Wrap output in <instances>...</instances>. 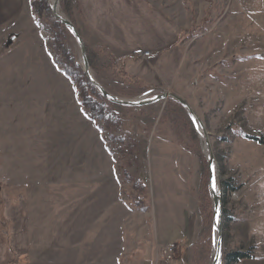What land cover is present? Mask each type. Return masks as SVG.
<instances>
[{"label": "rangeland", "instance_id": "1", "mask_svg": "<svg viewBox=\"0 0 264 264\" xmlns=\"http://www.w3.org/2000/svg\"><path fill=\"white\" fill-rule=\"evenodd\" d=\"M22 1L21 12L3 30H17L15 41L0 35V181L9 197L24 196L27 238L12 236L13 244L22 240L28 249L21 264H156L179 258L181 264H212L216 233L203 133L173 99L142 108L110 102L121 124L103 131L104 123L91 119L74 84L54 63L49 36L56 29L35 14L34 2L43 0ZM149 1L180 30L185 61L198 60V73L189 80L198 94L207 80L226 82L220 76L225 70L238 72L244 86L245 97L229 117L208 110L204 95L198 99L201 112L209 113L199 116L220 159L223 190L222 173L230 177L221 165L223 147L233 138L225 132L228 124L241 125L247 139L243 127L264 125L257 115L264 113V94L256 103L249 97L264 92V0ZM59 11L85 32L92 73L107 90L126 100L173 92L172 86L148 92L125 81L123 68L96 45L78 0H61ZM44 20L56 21L48 9ZM62 37L82 66L71 32L62 30ZM214 95L215 102L225 99L221 92ZM259 166L254 179L264 176V164ZM224 167L229 169L226 162ZM231 193L223 190V202ZM255 236L264 241V232ZM233 241L228 247L249 239ZM170 247L176 248L171 259L165 254ZM222 264H228L225 258Z\"/></svg>", "mask_w": 264, "mask_h": 264}, {"label": "crops", "instance_id": "2", "mask_svg": "<svg viewBox=\"0 0 264 264\" xmlns=\"http://www.w3.org/2000/svg\"><path fill=\"white\" fill-rule=\"evenodd\" d=\"M78 5L87 22L82 24L88 26L96 45L107 51L112 60H116L119 67L123 68L122 70L139 80L141 86L149 89L148 92L172 86L174 93L182 97H187L188 94L191 101L195 103L194 105L190 102L191 105L199 115L205 117L209 113L203 112L204 115L201 112L202 108L198 100L200 94L207 98L205 104L208 110L228 117L243 101L244 86L237 80L238 72L234 70L230 72L225 70L220 73L221 77L226 78V82L219 83L216 78L212 83L207 80L200 94L197 88L191 87L189 80L191 75L198 73V60L195 59L193 63L185 61L180 30L149 0H78ZM22 8V0H0V35L9 37L10 41L11 35H15L17 30L11 29L4 33L3 30L5 27L8 28L9 23L15 21V17ZM75 25L85 39L86 34L81 26ZM144 51H151L152 54L149 57H136ZM208 70L210 68L206 69ZM262 89L249 92V97L254 99L252 103H256L257 97L263 96ZM218 92H221V97L225 99H217L218 102H215L214 99L217 96L214 94ZM232 96L233 99L229 101ZM260 113L259 111L257 115L263 116L261 123L263 124L264 113ZM232 125L228 124L229 129L225 132H229L233 138L228 143L226 140L223 141L227 143L223 145V148L227 146V149H223V158H221L222 169L230 177L224 176L223 179L222 173V183L231 181V187L239 189L230 191L233 197L224 200L223 247L229 252L252 250L253 258L244 259L235 264H264V241L255 236L257 232H264V212H262L264 210V176L259 179L253 178L259 165L264 164V143L247 139L241 134L243 131L241 125L236 126L235 123ZM243 128L249 133L248 135L264 140V125ZM259 153L261 156L258 155ZM222 159H225L230 170L238 174L232 175V172L224 167L225 162L223 165ZM217 160L220 163V159ZM256 161L260 163L256 165ZM1 182L3 181H0V259L2 260L0 264H21L28 257V249L21 244L22 240L18 241V244H13L12 236L19 232L17 238L22 239V234L27 238L28 231L25 225L27 224V208L24 196L14 193V197H9L10 189L5 184L1 185ZM242 204L246 206L243 208ZM6 224H8L7 228ZM242 238H248L249 241L244 245L233 244L228 247V242L232 239L233 242H238ZM184 252L185 247H182L181 255ZM179 260L180 258L175 261L161 260L156 264H181L183 259Z\"/></svg>", "mask_w": 264, "mask_h": 264}, {"label": "trees", "instance_id": "3", "mask_svg": "<svg viewBox=\"0 0 264 264\" xmlns=\"http://www.w3.org/2000/svg\"><path fill=\"white\" fill-rule=\"evenodd\" d=\"M47 3V0H43L40 3L34 2V6L36 16L40 19L41 22L45 21V27L49 25L52 26L53 30L56 29L53 37L49 36L51 40V52L53 55L54 63L60 68L61 72L74 84L76 98L80 105H82L89 112L91 119L95 122L101 121L104 123V126H102L101 128L103 131H111L112 129L119 127L121 121L116 115L115 111L112 109L110 105L111 103L104 97H102L96 87H94L90 83V81L84 74L83 67L76 64L77 58L73 53V50H71V48H69L67 45L63 44L62 30H66L69 33L70 31L58 20H51L47 22L46 20H44V10L48 9L51 11V6H49ZM118 71L119 69H117V72ZM119 73L123 74V78L125 79V81L129 82L130 84L141 85V82L134 77H127L126 73H123L122 71H120ZM112 93L120 98H124V94L122 93ZM172 101L176 102L174 100ZM248 138L264 143V140L259 137L249 136ZM121 140L123 139L121 138ZM128 151H131V146L128 148ZM139 186L141 190L145 191V185L139 184ZM223 187L224 190L233 192L239 189L231 187V181L228 180L223 183ZM146 208L147 207H143V210H146ZM223 257L227 260L228 264H235L241 260L253 258V252L252 250H239L229 253H225V251H223Z\"/></svg>", "mask_w": 264, "mask_h": 264}, {"label": "water", "instance_id": "4", "mask_svg": "<svg viewBox=\"0 0 264 264\" xmlns=\"http://www.w3.org/2000/svg\"><path fill=\"white\" fill-rule=\"evenodd\" d=\"M60 1L61 0H55L52 3L51 11L53 17L56 20L60 21L73 35L76 43L80 48L84 74L87 77V79L90 81V83L94 87H96V89L98 90V92L101 94L102 97H104L107 101L111 103L125 107H130V108H142L148 105L156 104L160 101L173 99L183 107V109L186 111L188 116L193 120V122L195 120L194 124L199 129L198 131L200 133L201 132L203 133L202 136L204 137L205 140L207 161L209 166V187L213 200V228L216 233L214 239V252H213L212 264H222L224 260L223 257L224 202L221 191L217 158L211 143L210 133L208 132L203 120L186 99L173 92H164L156 95L151 99L126 100L116 96L115 94L107 90L105 86H103V84L100 83L92 73L91 64L87 52V46L80 31L70 19L66 18L60 13L59 11ZM213 179H215L217 182L216 193H214L212 190Z\"/></svg>", "mask_w": 264, "mask_h": 264}, {"label": "built area", "instance_id": "5", "mask_svg": "<svg viewBox=\"0 0 264 264\" xmlns=\"http://www.w3.org/2000/svg\"><path fill=\"white\" fill-rule=\"evenodd\" d=\"M151 54H152L151 51H144V52H141L138 55H136V57L137 58L149 57ZM164 92H166V91H164ZM223 190H222V193H223ZM175 249H176L175 247H170V248H168L167 251H165V254L168 256L169 259H171L173 257V255H174V253L176 251Z\"/></svg>", "mask_w": 264, "mask_h": 264}, {"label": "snow or ice", "instance_id": "6", "mask_svg": "<svg viewBox=\"0 0 264 264\" xmlns=\"http://www.w3.org/2000/svg\"><path fill=\"white\" fill-rule=\"evenodd\" d=\"M194 122H195V120H194ZM197 130H199V129L197 128ZM212 190H213L214 193L217 192V182H216L215 179H213V181H212Z\"/></svg>", "mask_w": 264, "mask_h": 264}, {"label": "bare ground", "instance_id": "7", "mask_svg": "<svg viewBox=\"0 0 264 264\" xmlns=\"http://www.w3.org/2000/svg\"><path fill=\"white\" fill-rule=\"evenodd\" d=\"M202 133V132H201ZM201 137V136H200ZM204 145H205V143H204Z\"/></svg>", "mask_w": 264, "mask_h": 264}]
</instances>
